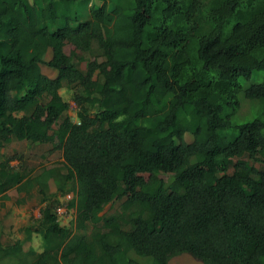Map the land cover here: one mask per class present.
Returning a JSON list of instances; mask_svg holds the SVG:
<instances>
[{
  "label": "trees",
  "instance_id": "trees-1",
  "mask_svg": "<svg viewBox=\"0 0 264 264\" xmlns=\"http://www.w3.org/2000/svg\"><path fill=\"white\" fill-rule=\"evenodd\" d=\"M76 1L0 0V146L55 141L65 169L25 175L0 161V198L36 188L43 203L24 240L0 242V264H146L130 251L150 264L183 253L264 264V0H101L72 25ZM93 41L103 59L83 72L71 55ZM252 74L262 79L243 86ZM64 80L80 87L77 121ZM239 92L258 106L237 123ZM70 192L74 228H104L92 238L57 221V194ZM115 200L138 211L106 216ZM32 231L43 247L23 251Z\"/></svg>",
  "mask_w": 264,
  "mask_h": 264
},
{
  "label": "rangeland",
  "instance_id": "rangeland-1",
  "mask_svg": "<svg viewBox=\"0 0 264 264\" xmlns=\"http://www.w3.org/2000/svg\"><path fill=\"white\" fill-rule=\"evenodd\" d=\"M101 4V0H77L74 3V14L77 16V21L71 22L75 25L79 21H84L89 17V7L91 5L98 6ZM55 24H51L50 28L54 29ZM74 49L73 45L67 43L64 46V52L67 55L71 54ZM46 59L50 57V50L46 53ZM96 59L102 60L103 54L99 49L97 42L93 41L91 49L87 52H81L76 50L71 55V60L76 68L81 71H85L89 61ZM43 73L50 77H54L57 74V69L51 68L45 64L40 65ZM259 72V71H258ZM262 79V76H254L252 74L250 78H240L243 86H247L250 82H258ZM80 87L69 84L67 81H63V85L60 89L62 98L69 103L68 108L65 110L64 115L69 116L73 121H77L78 105L74 100L75 92H79ZM240 107L238 111L233 115L234 122H243L250 120L254 117L255 111L258 106L256 100L245 98L243 92L238 94ZM27 111V113H29ZM24 112H19L18 115ZM231 130V134H233ZM187 141L192 140L190 133L185 134ZM56 144L55 141L47 143H36L28 140H17L12 138L10 142H7L0 146V161H6L8 168L13 171H19L25 175H36L41 172L44 168L55 167L60 169V173H64L65 169L62 166V152L60 149L51 150ZM250 163H253L256 167H260L259 163H254L251 159L245 157ZM232 171V168L229 169ZM168 179L169 175H161ZM68 187V185H67ZM49 191L53 193L56 191V185L52 179L49 180ZM67 195V193H65ZM65 194H57L59 201H65ZM72 195V192H70ZM7 199L0 198V242L3 244H13L17 240H24L27 232L26 227H32L35 229L36 223L40 218L41 196L37 192L36 188H33L29 193L24 191H17L16 187L11 188L7 192ZM66 202V201H65ZM134 211H138L137 206L134 205L129 208H124L121 205V201L115 200L104 205L103 213L106 216L116 215L120 216L119 219L122 221L127 220ZM74 219V218H73ZM72 221V220H71ZM69 222L70 228L74 230L75 234H85L88 238H92L93 233L97 230H103L102 226L94 227L92 224L87 223L84 230L74 228V222ZM68 224V226H69ZM127 227V225H123ZM26 228V229H25ZM23 251H26L29 247L35 251H40L43 247L42 235L40 232L32 231L31 238L23 243ZM129 255L140 262L150 264L152 261L149 256H140L135 252L130 251ZM170 264H202L199 260L195 259L192 255L183 253L181 255L174 256L169 261Z\"/></svg>",
  "mask_w": 264,
  "mask_h": 264
},
{
  "label": "built area",
  "instance_id": "built-area-1",
  "mask_svg": "<svg viewBox=\"0 0 264 264\" xmlns=\"http://www.w3.org/2000/svg\"><path fill=\"white\" fill-rule=\"evenodd\" d=\"M66 195V194H65ZM72 197L70 193H67L66 195V202L59 201L58 204L54 207V213L57 217V221L61 225H68L69 222L74 218L75 211L73 208L68 207L67 201Z\"/></svg>",
  "mask_w": 264,
  "mask_h": 264
},
{
  "label": "crops",
  "instance_id": "crops-1",
  "mask_svg": "<svg viewBox=\"0 0 264 264\" xmlns=\"http://www.w3.org/2000/svg\"><path fill=\"white\" fill-rule=\"evenodd\" d=\"M170 264V263H169Z\"/></svg>",
  "mask_w": 264,
  "mask_h": 264
}]
</instances>
